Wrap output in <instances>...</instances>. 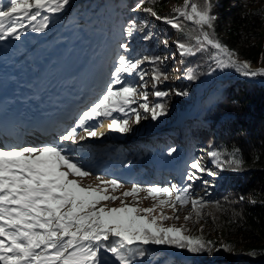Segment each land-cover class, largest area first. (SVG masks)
Masks as SVG:
<instances>
[{
  "label": "snow or ice",
  "instance_id": "obj_1",
  "mask_svg": "<svg viewBox=\"0 0 264 264\" xmlns=\"http://www.w3.org/2000/svg\"><path fill=\"white\" fill-rule=\"evenodd\" d=\"M68 3L69 0H0V40L9 37L19 40L20 30L26 27L24 21L32 24L45 11L59 13ZM136 7L139 8L140 4ZM212 8L211 0H204L203 6L194 0H184L182 7L174 9L178 17L197 26L195 45L177 42L180 55H195L210 47L216 50L218 67H232L245 76H264V68L249 71V63L236 59V54L215 37L213 22L217 17L212 14ZM144 11L156 19H164L173 28L182 30L181 24L174 19L162 18L152 8ZM48 20L49 16L44 15L43 23L39 26L32 24V30L44 31ZM132 26H135V22H132ZM127 34L132 35L131 27ZM120 47L125 51L128 49L127 44H121ZM158 59L153 58L151 62L155 63ZM143 62L140 59L130 61L120 55L111 72L113 79L104 93L78 115L74 127L59 135L60 143L12 147L7 150L0 148V264H104V253H110L119 264H133L138 249H133L132 245L137 243L174 245L191 253L207 251L211 254V242L185 235L186 228L163 227L158 224V220L179 219L178 215L169 217L163 212L159 217L152 215L157 208L170 206L176 211L177 204L184 206L191 203L193 211L199 216L198 206L202 208L204 202L192 199L189 191L191 184L181 188L175 184L171 187H142L134 183L122 193L124 197H135L140 192H146L153 200H158V203L150 208H139L125 205L121 201V207L108 208L97 205L102 201L119 199L115 195L106 194L109 188L115 192L123 187L118 180H104L96 176L95 179L100 183L95 187L92 184L85 187L80 180L70 178L91 175L81 163L72 159L69 155L72 149L65 146L77 144V128L86 133V136L80 137L81 140L103 136V132L89 126V121L104 117L110 118V131H129V120L112 118V113L122 112L127 116L125 109L136 102L134 97L137 88L125 84L121 77L125 73L137 72ZM162 75L158 68L153 69L154 81L159 82ZM139 76L143 81L144 73L139 72ZM116 85L119 87H115ZM146 86V83L141 85ZM177 94L187 95L186 92ZM141 95L146 101L148 93L143 92ZM155 95L163 97L167 93L156 91ZM140 108L151 112L153 120L164 115L163 104L149 108L145 102L140 104ZM131 111L135 113V122L139 123L140 113L135 109ZM174 151L175 149H171L170 153ZM238 151L234 150L232 158L225 161L221 160V153L217 151H210L208 155L217 167L227 165L233 171H238L243 163L238 158ZM189 168L192 170L187 174L189 181L199 179L198 173L207 171L199 159L193 160ZM158 195L165 199H158ZM139 213L144 215H138ZM149 216L152 218L149 219ZM184 219L187 221L191 216H185ZM251 254L255 255V252ZM139 255L143 256L144 251L139 250Z\"/></svg>",
  "mask_w": 264,
  "mask_h": 264
},
{
  "label": "trees",
  "instance_id": "obj_2",
  "mask_svg": "<svg viewBox=\"0 0 264 264\" xmlns=\"http://www.w3.org/2000/svg\"><path fill=\"white\" fill-rule=\"evenodd\" d=\"M96 0L78 1L72 5L71 13L67 15L80 18L87 14H92L96 10L92 6ZM172 2V4L170 3ZM203 6L204 0H194ZM213 4L212 14L217 17L213 22L215 37L228 49L234 51L235 58L241 62L250 64L249 71H256L257 67L264 66V0H211ZM140 4L137 8L136 5ZM184 0H125V4L116 5L115 14L107 15V21L98 19L93 26L103 27L106 35L110 36L113 30L119 33L117 40H122V35L127 37V44L133 60H143L150 62L147 66L141 67L137 71L143 72L144 76L149 72L153 75V69L158 68L163 75L159 82L153 80L155 91L166 92L167 95L158 97L152 104V108L157 104L164 105V115L158 116V122L164 125L169 120L170 107L174 106L175 113L190 111L193 101L189 99L190 91L199 84L205 83L210 72L216 74L215 49L210 47L196 52L195 55L179 56L180 70L178 74L182 77V89L175 88L176 96H173L172 89L165 83V76L173 75L169 67L162 62L155 40L158 36H149V27H144L138 16L147 13L146 8H152L158 16L174 19L181 24L182 30L171 26L175 35V42H183L188 45H195L196 25L186 21L183 17H178L175 8L182 7ZM150 14V13H149ZM82 20V18H81ZM67 22V21H66ZM135 22L134 33L129 36L124 23ZM85 34V31H84ZM148 37V38H145ZM164 39L166 37H163ZM100 38H96L97 42ZM78 42L77 45L84 49L85 45ZM120 44V45H121ZM114 45V44H113ZM89 46V45H88ZM80 49L78 56H85V51ZM94 50L95 48H91ZM101 49L96 50L99 55ZM180 53V50H179ZM239 56V57H238ZM147 57L149 59L145 60ZM158 57L155 63L152 59ZM215 77V84L212 92L219 88V85L231 79L221 86L218 96L201 112L194 122L185 131H173V135L178 140L187 138L190 148H182L179 144L166 143L165 147L160 144L146 143L148 150L157 154H165V163L170 166L166 177L161 178L166 181L175 182L179 187L191 184L183 179V174L192 171L189 164L193 160L199 159L207 171L198 173L201 183V191L194 195L192 199L202 200L204 206H198L199 216L193 211L191 203L186 216H191L190 220L199 223V228L193 232L184 233L192 237H200L204 242H211V254L204 251L201 253H191L187 249L177 248L174 245H161L171 251H180L185 256L179 259L171 254L161 253L159 259L161 264H264V76H245L235 68L219 67ZM148 69V71H146ZM192 76L194 78L189 79ZM247 77V78H236ZM249 78V79H248ZM180 90V91H179ZM186 92L187 95L177 93ZM203 103L199 105L202 109ZM180 147V150H178ZM171 149H175L170 153ZM234 150H239L238 158L243 163L238 171H233L230 167H217L208 155L210 151L221 153V160H230ZM211 173V174H209ZM137 180L148 183V178L144 173L136 172ZM243 197V199H241ZM154 245V244H150ZM227 246V247H225ZM138 249L134 258L138 261L142 259L143 264L147 262V249ZM139 250L144 251V255H139ZM255 252V255L251 253ZM195 256L201 257L204 261H199Z\"/></svg>",
  "mask_w": 264,
  "mask_h": 264
},
{
  "label": "rangeland",
  "instance_id": "obj_3",
  "mask_svg": "<svg viewBox=\"0 0 264 264\" xmlns=\"http://www.w3.org/2000/svg\"><path fill=\"white\" fill-rule=\"evenodd\" d=\"M78 1L84 0H69V3L59 13L42 12L41 16L37 17V20L33 21L32 24L39 26V24L43 23V16H49L48 26L44 31L35 32L32 30V24H29L28 21H24L26 27L20 30L19 40L14 37L0 40L3 41L0 43H4L3 48L0 49V58L7 62L19 58L20 63L16 61L13 63L10 62L9 64L19 70V76L21 77H23L25 73L30 74L32 79L27 80L23 78V80L24 82L28 81L31 86H34V88L31 89L36 101L42 100L50 102L56 98V96H58L57 98L61 97V99H66L70 97L69 94L83 99V96L91 90L92 81L97 80L98 88L92 90L94 96L81 101L82 104L73 116L72 121L69 122L66 130L74 127L78 115L91 106L92 103L104 93L108 84L113 79L111 72L114 71L118 63V57L124 55L127 60L134 61L130 53V48L128 47L127 51H125V49L120 47L122 40L127 41L125 35H122V40H117L116 36L119 33L113 30L110 36L105 37L106 30L103 27L93 26L94 23L98 25V19L107 21L105 11L110 15H114L116 5L125 4V0H96L92 4V6L95 7V4L98 3L94 13H86L81 17L82 20L81 18L77 20L79 19L77 16H70L66 19L67 15L71 13L72 5ZM170 3L172 4V2ZM138 18L143 23L144 27H149V34H151V36H158L154 41L155 45L160 51L162 62L169 67L170 73L173 74L171 76L169 75L164 81L168 85V88L172 89L173 96H176L174 91L175 88L182 89L183 83L181 82L182 77L178 75L180 73L177 67L179 65L180 53L174 39V32L171 30V25L164 19H156V17L149 13H143L139 15ZM124 27L127 30L131 27L134 33V26H132L131 23H124ZM163 37L166 38L164 39ZM96 38H100V40L96 42ZM75 39L80 41L81 44L83 43L85 45V43H87L84 49L77 45L78 42H75ZM92 47L95 49L92 50ZM81 48L85 51V56H83L84 58L82 59H80V55L78 56ZM99 49H101V53L96 55L95 52ZM24 54H27L26 59H28L27 62L21 63L20 57ZM76 60L78 62H76ZM145 66L149 68L150 62H145L141 65V67ZM42 68L44 71L38 74ZM219 69L220 68L217 66L216 74L210 72L205 83L199 84L190 91L189 99L193 101L192 107L190 108L191 110L189 109L190 113L194 114L195 112L196 114L198 113L197 115H200V113L204 111L206 104H209L218 96L221 86L229 80L235 79L231 78L222 82L219 88L212 92L210 83H212L213 78L215 79ZM146 71H148V69ZM121 78L125 84H130L137 88V94L134 97L136 102L131 104L130 108L125 109L128 113L127 116L122 112H113L112 117L117 119H128L129 131L126 133L110 131L108 129L109 122L106 123L107 121H101L104 117L89 121V126H94L98 132H103V136L88 137L81 140L80 137L86 136V133L83 129L77 128V144L65 146L72 149V151L69 152L72 159L81 163L91 175L84 178H70L80 180L82 186L85 187L88 184H92L94 187L99 184L100 182L95 179L96 176H100L104 180L116 179L123 184V187L118 188L115 192H112L111 188H109L108 193H106L107 195H115L119 197V199L112 202L102 201L97 207H121V201H123V203L128 206L150 208L154 203H158V200H153L146 192H140L135 197H124L122 195V193L129 190L134 183L142 187H171V185L175 184V182L171 183V181L168 180H160L168 175L170 169L164 164L163 160V158L168 156V151H166L165 154H157L154 151L150 152V150L145 147L146 143H159L160 146L165 147V144L169 142L179 144L180 147L189 149L190 142L187 138L178 140L172 133L176 130L183 133L186 127L196 119L191 118L183 124L171 125L177 120L179 114L187 112L175 113V108L172 104L168 122L161 125L158 122V118L155 120L152 119L151 112H145L144 109L140 108V104L145 102L149 105V108H152V103L158 98L155 95L156 91L151 74L148 72L147 75L144 76L143 81L140 80V76L137 72L131 74L125 73ZM145 83L147 86L141 87V85ZM115 87L118 88L119 85ZM143 92L148 93L146 101L141 95ZM201 102L203 103V107L199 110L198 107ZM131 109H135L140 113L139 123L135 122L136 116ZM44 143L49 145L60 143L59 135L50 137ZM22 147L29 146L22 145L19 148ZM180 147L178 150H180ZM136 172L144 173L145 177L149 179L148 183L137 180ZM183 179L187 182V178L184 174ZM193 183L194 189L189 190L191 197L197 195V193L201 191V183L198 180L193 181ZM158 199H165V197L158 195ZM189 208V203L184 206L177 204L176 211L170 206H164L163 208H157L152 215L159 217L161 212L169 217L178 215L179 219H169L166 221L158 220V224L163 227L186 228L187 231L185 233H188L197 230L199 228L198 224L201 223L200 220L198 222L190 219L185 221L184 217L189 212ZM138 215H144V213H139ZM148 218L151 219L152 217L149 216ZM141 246L147 249L146 260L150 264L164 263L162 259H159V256L163 252L174 255L179 259L185 258L180 251H171L161 245H144L139 243L132 245L133 248ZM195 258L199 261H204L201 257L195 256ZM142 261V259L137 261L133 258V264H143ZM104 264H119V262L116 261L110 253H104ZM205 264L209 263L205 262Z\"/></svg>",
  "mask_w": 264,
  "mask_h": 264
},
{
  "label": "bare ground",
  "instance_id": "obj_4",
  "mask_svg": "<svg viewBox=\"0 0 264 264\" xmlns=\"http://www.w3.org/2000/svg\"><path fill=\"white\" fill-rule=\"evenodd\" d=\"M81 56V55H80ZM26 57H27V54H24V55H22L20 58H21V63H25V62H27V59H26ZM239 57V56H238ZM80 58V57H79ZM82 58H84L83 56H81V58L80 59H82ZM25 59H26V61H25ZM16 61H18L19 63H20V61H19V58H15L14 60H11V61H5V60H3V61H0V63H2L3 64V67L2 68H0V76H2L3 75V73H4V69H5V71H10V72H12L13 73V76L15 77L14 79L16 80V82H18V81H24L22 78H25V79H27V80H30V79H32V77H30V74L29 73H25L24 74V76L23 77H19V76H17V74H18V72H19V70H12L11 68H10V62H16ZM74 62V61H73ZM250 65V64H249ZM251 66H253V67H255L256 69H260V68H258V67H256V66H254V65H251ZM43 71V68L38 72V74H41V72ZM214 79V78H213ZM227 81V80H226ZM215 82V79H214V81L211 83V87L215 84L214 83ZM34 83V82H33ZM35 85V84H34ZM31 87H33L34 88V86H31ZM32 97V95H24L23 96V99L26 101V103L28 104V105H33V99L31 98ZM77 101L76 100H73V101H71V102H67L65 105H69L70 103H73V104H75ZM67 106H65V107H67ZM63 111L65 110V109H62ZM191 110V109H190ZM205 110V109H204ZM62 111V112H63ZM198 114V113H197ZM195 112H194V114L193 113H190V111H188V112H185V113H181V114H179L178 116H177V120L175 121V122H173L171 125H177V124H183L184 122H186V121H188V120H190L191 118L193 119H198V116L199 115H197ZM201 114V113H200ZM113 118V117H112ZM109 122V120H107V122L106 123H108ZM50 137H53V136H48L45 140H44V142H46ZM20 146H22V145H19V144H17V143H13L12 144V147H17V148H19ZM7 150V149H6ZM163 160H164V164L166 165V166H169L167 163H165V159L163 158ZM169 168H170V166H169ZM171 169V168H170ZM169 169V170H170Z\"/></svg>",
  "mask_w": 264,
  "mask_h": 264
},
{
  "label": "water",
  "instance_id": "obj_5",
  "mask_svg": "<svg viewBox=\"0 0 264 264\" xmlns=\"http://www.w3.org/2000/svg\"><path fill=\"white\" fill-rule=\"evenodd\" d=\"M234 52V51H233ZM235 53V52H234ZM255 66V65H254ZM258 68H260V69H262V68H264V66H260V67H258ZM250 80H252V81H254V82H257V83H259V84H261V85H264L263 83H261V82H259V81H256V80H253V79H250ZM214 81V79H212V82ZM211 84V83H210Z\"/></svg>",
  "mask_w": 264,
  "mask_h": 264
}]
</instances>
